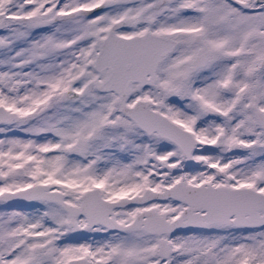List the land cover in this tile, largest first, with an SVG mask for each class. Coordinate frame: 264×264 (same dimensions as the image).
Returning a JSON list of instances; mask_svg holds the SVG:
<instances>
[{
    "label": "snow or ice",
    "instance_id": "obj_1",
    "mask_svg": "<svg viewBox=\"0 0 264 264\" xmlns=\"http://www.w3.org/2000/svg\"><path fill=\"white\" fill-rule=\"evenodd\" d=\"M0 264H264V0H0Z\"/></svg>",
    "mask_w": 264,
    "mask_h": 264
}]
</instances>
